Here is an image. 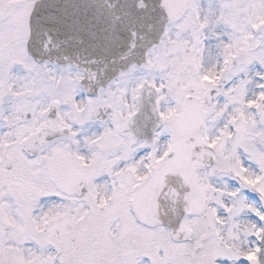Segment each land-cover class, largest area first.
I'll return each instance as SVG.
<instances>
[{"label": "snow or ice", "instance_id": "1", "mask_svg": "<svg viewBox=\"0 0 264 264\" xmlns=\"http://www.w3.org/2000/svg\"><path fill=\"white\" fill-rule=\"evenodd\" d=\"M0 264H264V0H0Z\"/></svg>", "mask_w": 264, "mask_h": 264}]
</instances>
